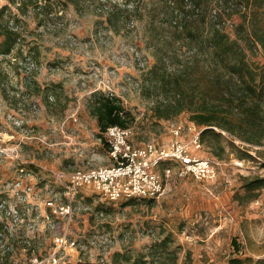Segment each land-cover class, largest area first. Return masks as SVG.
Segmentation results:
<instances>
[{"label": "rangeland", "instance_id": "1", "mask_svg": "<svg viewBox=\"0 0 264 264\" xmlns=\"http://www.w3.org/2000/svg\"><path fill=\"white\" fill-rule=\"evenodd\" d=\"M52 2L51 11L30 6L21 15L26 40L19 47L33 56L36 53L30 75L10 58L0 64V219L8 226L5 242L12 251L9 262L3 264H38L35 258H48L54 249L58 251L55 264H108L114 251L131 248L135 253H149L151 244L167 235L170 248L177 251V264H228L235 255L264 258V185L253 193H246L244 187L250 180H264V145L237 140L251 156L240 158L227 148L220 159L203 142L202 147L191 144L193 156L215 162L214 180L180 175L179 165L167 162L159 167L165 191L158 199L110 202L92 187H83L78 195L85 199L75 198L72 221L50 213L47 201L64 193L55 177L57 158L61 162L70 153L73 161L65 168L70 173L114 164L109 146L104 145L99 149L93 144L90 153L79 142L76 149L55 153V80L66 79L60 92L70 99L111 87L137 117L131 127L134 144L167 143L177 125L185 126L181 139L189 141L193 133L188 127L195 124L190 113L158 122L150 118L154 101L160 99L153 81L162 68L160 58L165 56L171 73L179 61L192 55L185 36L188 31L207 30L217 20L213 7H220L217 0H191L177 17L168 12L155 16L141 8L115 27L89 2L78 7L66 0L56 8ZM36 15L42 24H37ZM237 20V16L224 19L226 29L231 31ZM176 21L186 26L181 47L174 44L179 33ZM260 59L264 61L263 56ZM68 109L79 110L74 102L67 104ZM84 138L80 135L78 141ZM82 204L90 208L85 210ZM102 234L112 239L106 247L92 242ZM63 235L75 240L77 248H58L55 237ZM153 259L146 256L143 264H171L170 259Z\"/></svg>", "mask_w": 264, "mask_h": 264}, {"label": "trees", "instance_id": "2", "mask_svg": "<svg viewBox=\"0 0 264 264\" xmlns=\"http://www.w3.org/2000/svg\"><path fill=\"white\" fill-rule=\"evenodd\" d=\"M64 1L55 0V8ZM71 1L78 7L83 2L93 4L100 15L106 16L108 24L116 27L121 20L131 19L133 13L141 8L155 16L168 12L177 17L179 10L187 9L191 0H160L163 3L144 0ZM142 1L143 7L140 5ZM48 2L38 5V0H11L10 5H0V57L11 54L15 48L23 55V48L18 46L22 33L11 28L10 22L12 19L21 21L18 15L24 14L22 8L25 5L44 9ZM217 4L220 7L212 9L217 20L207 30L188 31L185 36L192 55L179 61L171 73L167 71L165 56L160 58L162 68L156 72L155 77H158L153 81V90L160 99L154 101L150 118L158 122L188 112L201 129L202 142L214 156L223 159L229 148L231 152L240 154V158H245L251 154L245 145L241 149L242 144H237V140L264 145V61L260 59V56L264 57V0H217ZM232 16H237L238 20L230 31L226 29L224 19ZM182 22H175L179 33L174 44L180 47L185 40L181 32L186 29ZM22 39L26 40L24 36ZM6 59H0V64ZM93 96L89 105L97 116L100 137L104 145L109 146L105 136L107 128L111 125L130 128L137 123V117L118 96L101 90L95 91ZM167 162L172 161L162 164ZM263 185V179H256L248 181L244 187L246 193H253ZM7 228L5 221L0 219V264L8 263L12 255L10 244L5 242ZM170 241V235L155 241L149 247V253H135L131 248L114 251L108 264H143L146 256L170 259L171 264H177V251L170 248ZM233 243L237 244L236 239ZM228 264H264V258L235 255L228 259Z\"/></svg>", "mask_w": 264, "mask_h": 264}, {"label": "built area", "instance_id": "3", "mask_svg": "<svg viewBox=\"0 0 264 264\" xmlns=\"http://www.w3.org/2000/svg\"><path fill=\"white\" fill-rule=\"evenodd\" d=\"M46 0H38V5H43ZM20 5V2L17 3ZM40 7H37L40 10ZM14 19L10 22V27L22 33L19 44L23 42L24 27ZM45 24V23H44ZM21 42V43H20ZM18 44V46H19ZM18 49V48H17ZM24 50V49H23ZM16 48L9 55H2L10 58L13 63H19L20 68L26 75H30L34 68L30 64H36L32 51L23 53L22 58L15 54ZM31 78V77H30ZM110 90L94 89L104 91L111 96H119ZM192 130V138L189 141L181 139L185 126L177 125L172 129V138L167 143L160 144L155 141H147L142 144H134L131 141L132 128L120 125H111L105 131V136L109 145L110 157L114 160L111 166H99L94 168L77 169L68 174L64 171L55 173L56 180L64 187V193L60 197H55L47 201L50 213L58 219H67L69 222L74 218L76 206L75 198L83 187H92L102 197L110 202H117L122 199H158L165 191V182L159 167L163 162L172 161L177 163L180 175L192 174L203 180H214L218 175V169L211 159L195 157L190 152L191 144L202 147L201 129L195 124L189 125ZM102 141V137H100ZM82 208H90L88 204H82ZM99 215L103 216L104 212ZM50 216V215H48ZM56 222H52L55 228ZM94 244L106 247L112 239L102 234L92 241ZM55 243L58 248L76 249L75 240L70 241L66 235L56 236ZM58 251L53 250L48 258H35L38 264H55L58 262ZM49 259V260H48Z\"/></svg>", "mask_w": 264, "mask_h": 264}, {"label": "crops", "instance_id": "4", "mask_svg": "<svg viewBox=\"0 0 264 264\" xmlns=\"http://www.w3.org/2000/svg\"><path fill=\"white\" fill-rule=\"evenodd\" d=\"M10 4H12L11 0H5L3 2H0L1 6ZM52 7L53 2L52 0H49L47 5L44 6V10H46V12L51 11ZM22 11L23 13H28L27 5L22 8ZM36 20L38 25L42 24V19L40 18V15H36ZM37 50L39 51V49ZM65 52L66 51H64V53ZM55 82H58L55 83V153L58 155V153H60L62 150L69 152L73 149H76L75 147L77 146V144L79 145V142L84 144L83 146H85L87 150L92 149L90 147L93 146V144H97V148L100 149L101 145H104V142L100 140V126L98 123L97 116L93 114L89 105L90 101H92L94 98V92H91L88 96H85L86 93L83 92L77 98L70 99L67 96H61V94L64 92H60V89L63 90L65 87L66 79L62 78L59 79V81L55 80ZM70 102H74L75 106L78 105L79 110L69 112L70 109L67 110V104ZM80 135H84L85 138L83 141H78V137ZM81 148L83 147L81 146ZM91 151L92 150H90V153ZM85 158L89 161L91 159V155L89 156L88 153L87 155H85ZM72 161L73 157L70 156V153H66L65 157L61 159V162L57 158L55 160V173L57 171L65 172V168L68 167V165H71L70 163ZM41 165L45 167V164ZM60 186L63 189L62 192H64V187L62 185ZM80 190L82 191V189ZM81 191H79L78 193L80 194ZM84 193H87V191H85ZM79 197L85 199L84 196Z\"/></svg>", "mask_w": 264, "mask_h": 264}]
</instances>
